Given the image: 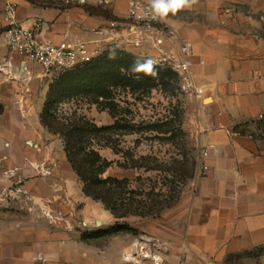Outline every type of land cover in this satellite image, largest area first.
<instances>
[{
    "label": "crops",
    "instance_id": "1",
    "mask_svg": "<svg viewBox=\"0 0 264 264\" xmlns=\"http://www.w3.org/2000/svg\"><path fill=\"white\" fill-rule=\"evenodd\" d=\"M11 1L18 4L17 20L24 27L43 20L44 37L103 44L96 31L103 29L90 34L82 25L73 27L69 12L79 6ZM128 3L88 6L109 9L125 38L126 22H131ZM6 4L0 0V194L23 182L37 202L54 200L64 218L53 224L38 209L25 211L13 200L0 201V264H130L121 255L132 239L107 248L98 239L84 238V230L93 229H84V222L102 216L110 223L112 215L85 201L61 163L46 186L35 174V162L54 161L40 120L45 77L38 64L9 49ZM158 36L159 49L153 41L142 47L126 44L148 58L164 53L181 57V45L191 44L193 78L204 90L193 97L203 152L208 151L186 201L154 228L163 256L167 264H229L245 254L264 258V0H197L191 9L162 20Z\"/></svg>",
    "mask_w": 264,
    "mask_h": 264
},
{
    "label": "rangeland",
    "instance_id": "2",
    "mask_svg": "<svg viewBox=\"0 0 264 264\" xmlns=\"http://www.w3.org/2000/svg\"><path fill=\"white\" fill-rule=\"evenodd\" d=\"M72 9L69 13L73 27L82 25L83 31L90 34L94 28L105 29L101 34V49L102 52L106 51L102 59L113 49L117 61L121 60L122 56H118L120 53L141 60L148 59L143 53L127 47L118 28L116 37L111 38L113 32L106 27L119 18L109 9L94 6ZM92 66L45 77L40 89L41 98H44L40 120L43 123L42 117L46 114L49 120L57 119L62 124L85 120L103 129L92 147L111 161L103 174L104 178L128 179L125 185L114 184L116 206L121 207L120 212L129 211L128 216L118 218L102 200L85 193L83 181L68 158L67 137L56 128L51 130L44 125L47 131L46 148H49L54 161L35 162L32 165L35 174L46 186V179L52 176L53 169L61 163L68 177L74 178V184L82 188L85 201L99 207L101 212L111 213L110 223L104 222L102 216L94 218L89 225L84 222V229L93 228L84 230V238L98 239L107 248L114 247L123 239L134 240L142 236L159 238L153 234L154 228L159 225V218L165 217L186 201L202 171L204 152L198 105L193 95L183 90L180 75L170 66L159 64H154V69L166 70L164 79L158 76L143 80L141 76L133 75L127 67H120L121 74L134 82L126 86H112L110 96L100 95L91 99L75 90L74 82ZM107 127L110 128L108 131L105 130ZM23 184L20 182L3 190L0 201L13 200L18 202L21 210L38 209L49 220L48 214L52 212L60 217L58 221L63 220L64 215L54 206V200L44 198L37 202L34 195L22 187ZM18 188L23 189L24 193L18 192ZM121 191L124 192L120 194ZM229 264H264V258L245 254L232 258Z\"/></svg>",
    "mask_w": 264,
    "mask_h": 264
},
{
    "label": "built area",
    "instance_id": "3",
    "mask_svg": "<svg viewBox=\"0 0 264 264\" xmlns=\"http://www.w3.org/2000/svg\"><path fill=\"white\" fill-rule=\"evenodd\" d=\"M66 6L84 7L88 5L107 6L110 0H57ZM5 36L9 49L21 56L24 60H30L38 64L44 77H51L64 72L75 70L83 66L102 53V45L97 41L84 39L64 38L57 40L53 37H44V22L41 18L35 20L32 27H24L17 20L18 4L11 0H6ZM128 15L131 19L126 29L124 40L132 43L135 47H142L146 42L153 41V45L159 49L162 40L159 38V24L162 20L153 19L148 12V1L129 0ZM112 39L116 37L118 24L115 21L110 22ZM103 34V30H96ZM155 63L163 66H170L176 71L182 80L184 91L195 97H201L204 90L196 85L193 78V59L191 44L183 43L181 45V57L174 54L164 53L160 57H150ZM263 117V116H261ZM243 135L242 132H237ZM208 151L204 155H207ZM203 169H206L204 167ZM18 192H23L21 188ZM28 196V195H27ZM30 197V196H28ZM49 218L52 222L60 219L59 216L49 212ZM163 245L161 240L152 236H142L134 239L130 245L122 252V261L130 264H167L163 256ZM180 264H187L182 262Z\"/></svg>",
    "mask_w": 264,
    "mask_h": 264
},
{
    "label": "trees",
    "instance_id": "4",
    "mask_svg": "<svg viewBox=\"0 0 264 264\" xmlns=\"http://www.w3.org/2000/svg\"><path fill=\"white\" fill-rule=\"evenodd\" d=\"M105 54L106 51L102 52L93 61L75 70L68 71L75 72L93 64L79 80L74 82V89L86 94L91 99L98 98L100 95L110 96L112 86H126L134 82L131 78L122 75L119 68L127 67L131 71V65L138 58L129 54L120 53L118 55L122 56L120 61L116 60L117 57L109 58L110 54L102 59ZM154 71L156 73L155 75H146L143 72L135 73L132 71L131 73L141 76L144 78L143 80H152L158 76L162 79L166 77V70L157 71L154 69ZM42 121L49 129L56 128L67 137L66 150L68 158L83 181L85 193L102 200L118 218L127 217L129 211L120 212L121 207L119 206L120 208H117L116 206L115 197L117 192L114 190V184L119 186L125 185L128 183V179L104 178L103 174L110 167L111 161L104 158L99 151L92 147L93 142L99 137L103 129L85 120L62 124L57 119L49 120L46 114L43 115ZM109 129V127L105 128L106 131ZM123 192L121 191L120 194Z\"/></svg>",
    "mask_w": 264,
    "mask_h": 264
},
{
    "label": "clouds",
    "instance_id": "5",
    "mask_svg": "<svg viewBox=\"0 0 264 264\" xmlns=\"http://www.w3.org/2000/svg\"><path fill=\"white\" fill-rule=\"evenodd\" d=\"M83 2V0H82ZM197 0H148V12L153 19L164 20L170 14L175 16L185 9H191ZM115 49L111 50L109 58H115ZM154 61L151 58L137 59L134 61L131 71L135 73L143 72L146 75H155Z\"/></svg>",
    "mask_w": 264,
    "mask_h": 264
}]
</instances>
